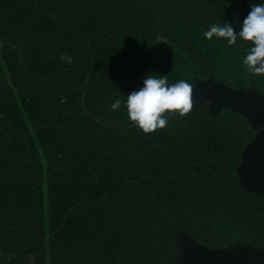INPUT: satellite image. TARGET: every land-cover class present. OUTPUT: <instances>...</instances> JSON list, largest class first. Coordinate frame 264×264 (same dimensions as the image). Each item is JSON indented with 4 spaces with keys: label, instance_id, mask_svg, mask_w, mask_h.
<instances>
[{
    "label": "trees",
    "instance_id": "16d2710c",
    "mask_svg": "<svg viewBox=\"0 0 264 264\" xmlns=\"http://www.w3.org/2000/svg\"><path fill=\"white\" fill-rule=\"evenodd\" d=\"M193 1L194 16L236 22L226 0ZM183 4L0 0L3 253L38 254L40 264H175L181 233L208 246L264 240V221L228 201L254 134L248 119L228 107L166 110L167 125L145 133L127 117L126 96L148 74L175 83L187 61L198 68L202 28Z\"/></svg>",
    "mask_w": 264,
    "mask_h": 264
},
{
    "label": "rangeland",
    "instance_id": "374dc122",
    "mask_svg": "<svg viewBox=\"0 0 264 264\" xmlns=\"http://www.w3.org/2000/svg\"><path fill=\"white\" fill-rule=\"evenodd\" d=\"M181 1L184 3L183 5H181L182 13H184L189 21L193 22L195 26L202 28L198 30V37L202 38L203 40L202 42H195L193 44L194 46L198 47L197 50L198 52H200L198 63H195V65H198V68H190L192 63L190 61H187L189 67L182 68L185 70H178L180 78L177 80L184 79L188 83H190L192 85L191 94L194 91L198 90L201 86H204L208 81H210L214 84H220L222 86L240 90L242 92H254L264 97V95L260 91H258L259 86H264V73H252L249 71L247 66L243 64V59L250 47L251 42L238 39L235 45H227L223 40H218L215 37H213L212 39L205 38L203 33L212 24L228 22L220 12L214 13L213 11L208 12V10H204L203 13L196 12V16H194V12L190 7L195 5V1ZM226 1H228V4H223V10L225 11L226 15H229V17H233L236 19V22L232 24L236 32L240 31V24L237 23L243 21V19L250 11V6L256 3H264V0H242L241 2H239L238 0ZM167 2L169 3L171 2V0H167ZM205 15L212 16L213 20H208ZM205 21H210V24H205ZM160 39L169 48L171 47V39L170 41H166L164 37ZM200 44L202 45L201 48L199 47ZM200 64L201 66H199ZM242 82H244V84ZM191 102V111L196 110L199 107L206 106V108L210 112L211 100L208 97H194L191 99ZM223 108H221L216 113L210 112V114H217ZM251 126L254 130L252 139L247 142L246 145L242 148L241 152L239 153V160L233 169V171L237 173L236 176L240 180L241 184L240 187L233 188V190L229 193V196H231L232 199L228 201H231V206L234 207L233 210H236L237 213L242 217L255 215L264 221V188L258 186H248L242 176V164L251 153V145H253V143H256L260 135L264 132L263 125L251 123ZM218 187H223V192L227 193V191L225 190L227 185H219ZM186 236L187 235L185 233H181L178 235L179 253L178 262H176L175 264H186V254L184 252L185 244L183 239ZM189 239H192L196 247H198L201 251L208 254H221L232 251L233 249L243 248L264 252V240H260L261 244L258 246L240 242L230 243L226 246H208L199 241H196L192 237H189ZM0 258H2V260L4 261L3 264H40L41 262V258L38 254L22 255L14 254L12 252L3 253L2 250H0ZM45 264H47L46 260ZM162 264L166 263L164 262Z\"/></svg>",
    "mask_w": 264,
    "mask_h": 264
},
{
    "label": "clouds",
    "instance_id": "9594fccd",
    "mask_svg": "<svg viewBox=\"0 0 264 264\" xmlns=\"http://www.w3.org/2000/svg\"><path fill=\"white\" fill-rule=\"evenodd\" d=\"M240 24V31L236 32L229 23H214L203 35L207 39L215 37L223 40L227 45H235L237 40L251 42L243 59V64L250 72L264 73V3L250 6V11ZM60 59L69 65L72 58L61 54ZM143 86L132 90L124 101L128 119L145 133H150L167 125L165 115L168 112H178L184 115L192 108V85L184 79L169 83L167 75L148 74L142 80ZM119 99L111 107L118 109Z\"/></svg>",
    "mask_w": 264,
    "mask_h": 264
},
{
    "label": "water",
    "instance_id": "95a60500",
    "mask_svg": "<svg viewBox=\"0 0 264 264\" xmlns=\"http://www.w3.org/2000/svg\"><path fill=\"white\" fill-rule=\"evenodd\" d=\"M194 97H208L210 112L216 113L229 107L245 116L251 123L264 126V97L254 92H242L208 81L191 94ZM242 176L248 186L264 188V132L251 145V153L242 164ZM186 264H264V252L247 248L233 249L221 254L201 251L192 239L184 237Z\"/></svg>",
    "mask_w": 264,
    "mask_h": 264
}]
</instances>
